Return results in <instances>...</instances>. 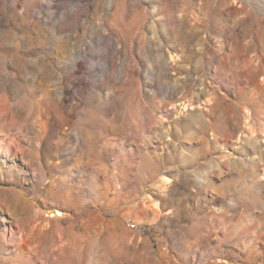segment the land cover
Instances as JSON below:
<instances>
[{
	"label": "rangeland",
	"instance_id": "rangeland-1",
	"mask_svg": "<svg viewBox=\"0 0 264 264\" xmlns=\"http://www.w3.org/2000/svg\"><path fill=\"white\" fill-rule=\"evenodd\" d=\"M0 264H264V0H0Z\"/></svg>",
	"mask_w": 264,
	"mask_h": 264
},
{
	"label": "bare ground",
	"instance_id": "bare-ground-1",
	"mask_svg": "<svg viewBox=\"0 0 264 264\" xmlns=\"http://www.w3.org/2000/svg\"><path fill=\"white\" fill-rule=\"evenodd\" d=\"M192 106V103H191V101H188V105H187V107L189 108V107H191ZM184 110H185V108L187 109V107H186V103L184 104ZM183 110V109H182ZM248 113V115H250L249 114V112H247ZM247 115V116H248ZM248 120H250L249 119V116H248V118H247ZM247 123V122H246ZM247 126L249 127V129H250V131H251V133L252 134H254L255 133V131L254 130H252L251 128H252V126L248 123L247 124ZM160 182H161V185H162V187L163 186H165V187H167L170 183H171V180H170V178H168V177H166V176H162L161 178H160ZM149 197V204H151L152 206L151 207H154L156 210L157 209H160V204H159V202L158 201H156V200H154L153 198H151V196H148ZM148 197H147V199H148ZM62 216V214L60 213V212H58V211H54V213H50L49 214V217H53V218H58V217H61Z\"/></svg>",
	"mask_w": 264,
	"mask_h": 264
}]
</instances>
